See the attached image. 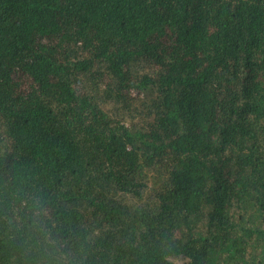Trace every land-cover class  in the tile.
I'll use <instances>...</instances> for the list:
<instances>
[{
    "label": "trees",
    "instance_id": "obj_1",
    "mask_svg": "<svg viewBox=\"0 0 264 264\" xmlns=\"http://www.w3.org/2000/svg\"><path fill=\"white\" fill-rule=\"evenodd\" d=\"M0 264H264V0H0Z\"/></svg>",
    "mask_w": 264,
    "mask_h": 264
},
{
    "label": "clouds",
    "instance_id": "obj_2",
    "mask_svg": "<svg viewBox=\"0 0 264 264\" xmlns=\"http://www.w3.org/2000/svg\"><path fill=\"white\" fill-rule=\"evenodd\" d=\"M34 212L38 215H45L46 214V210L43 209L42 207L40 206H37L35 209H34Z\"/></svg>",
    "mask_w": 264,
    "mask_h": 264
}]
</instances>
